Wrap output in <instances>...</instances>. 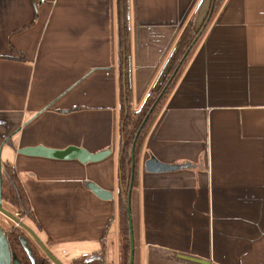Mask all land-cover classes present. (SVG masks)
<instances>
[{
  "label": "crops",
  "instance_id": "crops-1",
  "mask_svg": "<svg viewBox=\"0 0 264 264\" xmlns=\"http://www.w3.org/2000/svg\"><path fill=\"white\" fill-rule=\"evenodd\" d=\"M211 4L126 0L132 110L183 27L196 31ZM116 15L117 0H0V161L14 167L39 227L29 225L62 264L102 238L106 262L124 264ZM206 21L141 139L133 264H202L180 255L264 264V0H220ZM35 147L108 154L20 152Z\"/></svg>",
  "mask_w": 264,
  "mask_h": 264
},
{
  "label": "trees",
  "instance_id": "trees-1",
  "mask_svg": "<svg viewBox=\"0 0 264 264\" xmlns=\"http://www.w3.org/2000/svg\"><path fill=\"white\" fill-rule=\"evenodd\" d=\"M220 0H213L210 10L208 11L203 23L194 31L191 23L186 24L167 60L163 64L154 84L149 93L145 97L140 109L134 111L130 106L128 76V41L129 32L126 22V0H117L116 15V55L118 65V81L120 88V115H119V148H118V218L120 222V234L126 241V249L129 251V227L128 214L126 210V196L130 184L132 173V158L130 148L138 132L136 143L134 146V169L132 186L136 181V163L139 154V148L144 131L153 117L159 111L162 102L169 94L172 86L176 82L181 73L187 57L193 47L191 46L200 28L206 27V19L210 20L215 10L219 6ZM202 32L200 33V35ZM199 35V36H200ZM198 39V38H197ZM197 41V40H196ZM195 41V42H196ZM0 194L2 200L18 211L19 216L26 218L34 223L38 228V224L33 215L27 194L17 176L12 165L0 161ZM31 227V226H30ZM9 244L21 264H32L31 258L24 247L21 239L25 238V234L16 227H13L9 233ZM28 245L34 255L36 261L42 264H53L46 257L41 256L38 249L28 241ZM106 246L104 238L101 239V247L99 250L90 254L80 255L74 258L70 264H108L106 262ZM128 260V254H127ZM127 262V261H126ZM127 264V263H126Z\"/></svg>",
  "mask_w": 264,
  "mask_h": 264
},
{
  "label": "water",
  "instance_id": "water-1",
  "mask_svg": "<svg viewBox=\"0 0 264 264\" xmlns=\"http://www.w3.org/2000/svg\"><path fill=\"white\" fill-rule=\"evenodd\" d=\"M212 4H213V0H212ZM209 19V16L207 17V20ZM207 22V21H206ZM203 28L201 29V31H199V33L196 35L195 39L193 40L191 46L195 43V41L197 40V38L199 37L200 33L202 32ZM138 136V132L135 134V137L133 139L131 148H130V154H131V158H132V164H131V168H132V173H131V178H130V184H129V188L127 191V196H126V210H127V214H128V227H129V252H128V260H127V264H133V260H134V236H133V225H132V218H131V209H130V194H131V190H132V181H133V169H134V146L136 143V139ZM21 153L24 154H29V155H40V156H45V157H49V158H56V159H78L82 162H87V161H97L102 159L103 157H105L108 154V151H100L97 153H89L83 149H78V148H67L64 150H52V149H46L43 147H35V148H24L22 150H20ZM154 165V164H153ZM150 169V167H148ZM153 169L156 170H163L168 168L166 165L163 164H159L156 163L154 167H152ZM92 191H94V193H96L98 196L102 197V198H110V194L107 193L106 191L96 187L95 185H91L90 186ZM0 212L2 214H4L5 216H7L8 218L12 219L16 224L20 225L22 228H24L30 235L31 237L37 242V244L40 246V248L42 249V251L45 253V255L47 256V258L53 263V264H62L46 247V245L41 241V239L39 238V236L37 235V233L30 227L28 226L26 223H24L20 218L16 217L15 215H13L11 212H9L8 210H6L3 206H2V199H1V195H0ZM183 258L186 259H190L193 261H196L198 263H202V264H208L206 263V261L204 260H200L194 257H190V256H185V255H180ZM13 261L15 264H18L17 260L15 257H13ZM11 262V257H10V251L8 248V243L6 241V236L4 233H2V229L0 228V264H10Z\"/></svg>",
  "mask_w": 264,
  "mask_h": 264
},
{
  "label": "flooded vegetation",
  "instance_id": "flooded-vegetation-1",
  "mask_svg": "<svg viewBox=\"0 0 264 264\" xmlns=\"http://www.w3.org/2000/svg\"><path fill=\"white\" fill-rule=\"evenodd\" d=\"M0 195H1V194H0ZM1 199H2V197H1ZM4 204H5V202L2 200V206L5 208ZM5 209H6V208H5ZM6 210H8V209H6ZM8 211L11 212L10 210H8ZM11 213H12L13 215H15L13 212H11ZM0 215L3 216L4 218H5V217L8 218L7 216H5L4 214H2L1 212H0ZM15 216L18 217V218H20V219L22 220V218L19 216L18 213H17ZM8 219H10V218H8ZM0 221H1V219H0ZM10 221H11V223H10V225H9L7 228L3 227V226L0 224V228L2 229V233L5 234V236H6V241H7V243H8V248H9V251H10V257H11V262H10V264H15L14 261H13V257L16 258L18 264H21V263L19 262V260L17 259L16 255L13 253V251H12V249H11V247H10V244H9L8 233H9V231H10L13 227L19 228V229L25 234V238H22L21 241H22L24 247L26 248V250H27V252H28V254H29L30 258H31L32 264H42V263H38V262L36 261L34 255L32 254V251H31V249H30V246L28 245V241H29L30 243H32V244L38 249V251L40 252L41 256L47 258V256H46L45 253L42 251V249L40 248V246L37 244V242L31 237V235H30V234H29L24 228H22L20 225L16 224L12 219H10ZM22 221H23V220H22ZM23 222H24V221H23ZM24 223H25V222H24ZM47 259H48V258H47ZM48 260H49V259H48ZM49 261H50V260H49Z\"/></svg>",
  "mask_w": 264,
  "mask_h": 264
},
{
  "label": "rangeland",
  "instance_id": "rangeland-1",
  "mask_svg": "<svg viewBox=\"0 0 264 264\" xmlns=\"http://www.w3.org/2000/svg\"><path fill=\"white\" fill-rule=\"evenodd\" d=\"M4 206H5V208L6 209H8V210H10L11 212H13L15 215L18 213V211L17 210H15L14 208H12L10 205H8L7 203H5L4 204ZM19 214V213H18ZM21 217V216H20ZM22 218V220L26 223V222H28L27 220H26V218H23V217H21ZM0 219H1V221H0V224L3 226V227H5V228H7L9 225H10V223H11V221H10V219H8V218H4L3 216H1L0 215ZM122 243H123V245H124V264H126L127 262V254H128V250L126 249V247H125V245H126V241L123 239V237H122Z\"/></svg>",
  "mask_w": 264,
  "mask_h": 264
},
{
  "label": "built area",
  "instance_id": "built-area-1",
  "mask_svg": "<svg viewBox=\"0 0 264 264\" xmlns=\"http://www.w3.org/2000/svg\"><path fill=\"white\" fill-rule=\"evenodd\" d=\"M46 1H48V0H39L40 3H44Z\"/></svg>",
  "mask_w": 264,
  "mask_h": 264
}]
</instances>
